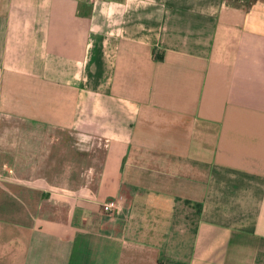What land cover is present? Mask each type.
Listing matches in <instances>:
<instances>
[{"label":"crops","instance_id":"obj_1","mask_svg":"<svg viewBox=\"0 0 264 264\" xmlns=\"http://www.w3.org/2000/svg\"><path fill=\"white\" fill-rule=\"evenodd\" d=\"M0 264H264V0H0Z\"/></svg>","mask_w":264,"mask_h":264},{"label":"built area","instance_id":"obj_2","mask_svg":"<svg viewBox=\"0 0 264 264\" xmlns=\"http://www.w3.org/2000/svg\"><path fill=\"white\" fill-rule=\"evenodd\" d=\"M106 1L107 0H87V2L91 4L103 3ZM100 208L103 214L111 215L117 210V203L114 200H107L101 203Z\"/></svg>","mask_w":264,"mask_h":264},{"label":"rangeland","instance_id":"obj_3","mask_svg":"<svg viewBox=\"0 0 264 264\" xmlns=\"http://www.w3.org/2000/svg\"><path fill=\"white\" fill-rule=\"evenodd\" d=\"M75 142H77L76 137H75ZM75 148H77V147L75 146ZM75 148H74V150H75L76 153H78V152L82 153L80 150L77 152V150ZM74 161H75L74 178H75V181H76L77 179H79V175H80V172H81V166H82L81 165V156L80 155H75L74 156ZM73 186H76V183H74Z\"/></svg>","mask_w":264,"mask_h":264}]
</instances>
